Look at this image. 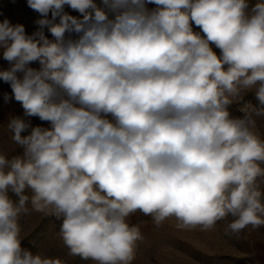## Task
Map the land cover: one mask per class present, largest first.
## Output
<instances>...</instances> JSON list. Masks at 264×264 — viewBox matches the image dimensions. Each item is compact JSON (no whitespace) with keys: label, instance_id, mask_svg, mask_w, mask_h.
I'll list each match as a JSON object with an SVG mask.
<instances>
[{"label":"clouds","instance_id":"obj_1","mask_svg":"<svg viewBox=\"0 0 264 264\" xmlns=\"http://www.w3.org/2000/svg\"><path fill=\"white\" fill-rule=\"evenodd\" d=\"M26 2L37 31L0 22L4 101L50 127L8 124L23 155H0V264H60L21 246L26 189L36 211L63 216L71 254L98 264L132 260L137 210L157 226L264 225V142L227 107L257 83L264 106V0Z\"/></svg>","mask_w":264,"mask_h":264},{"label":"rangeland","instance_id":"obj_2","mask_svg":"<svg viewBox=\"0 0 264 264\" xmlns=\"http://www.w3.org/2000/svg\"><path fill=\"white\" fill-rule=\"evenodd\" d=\"M257 2L259 0H249L250 6ZM65 10L78 15L67 7ZM5 18L12 24H23L26 32L32 34L38 30L39 25L35 21L41 17L27 6L26 0H0V22ZM193 27L199 31L195 25ZM44 31L52 39L46 28ZM214 51L219 55V49L214 48ZM2 52L0 49V70H6L9 64L3 60ZM32 66L38 67V64ZM258 87L259 83L242 89L238 97L230 96L232 102L227 107L233 119L247 115L250 118L249 130L264 142V114H256L257 109L264 107L256 99ZM5 93L11 94V88L0 80V155L11 159L22 156L23 148L12 139L13 133L8 127L10 120L21 117L30 121L33 127L50 125L38 117H24L23 108L14 98L5 103ZM30 130L22 135H27ZM260 166L264 168V162H260ZM256 183L264 193V177H258ZM25 194L29 201L17 217L22 248L42 258L59 260L60 264H98L91 258L83 259L71 254L61 234L63 216L57 217L52 206L36 211L31 204V190L26 189ZM9 197L18 203V197L11 191ZM234 219L236 217L228 215L206 230L202 226L178 228L180 222L175 217H168L157 226L151 215L137 210L126 218V222L129 226L138 227L143 239L135 242L133 258L128 264H264V225H248L239 232H232L228 226Z\"/></svg>","mask_w":264,"mask_h":264}]
</instances>
